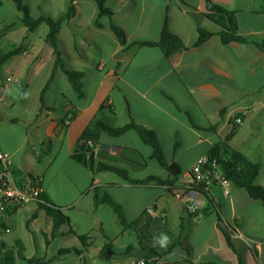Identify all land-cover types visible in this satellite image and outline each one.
<instances>
[{
	"label": "crops",
	"instance_id": "1",
	"mask_svg": "<svg viewBox=\"0 0 264 264\" xmlns=\"http://www.w3.org/2000/svg\"><path fill=\"white\" fill-rule=\"evenodd\" d=\"M71 1L33 0L37 15L29 8L37 18L56 21L71 5L76 8V15L64 22L57 39L67 69L85 73L86 96L79 98L67 74L56 68L55 50L47 42L48 24L44 22L30 33L19 23L0 41L2 49L22 48L0 67V107L22 106L26 116L21 123L30 128L29 137L37 134L45 151L63 153L77 179L91 181L92 191L96 187L107 191L123 205L128 221L136 225L125 230L117 216L110 223L104 220V206L96 209L94 196L89 208L79 209L86 195L81 189L77 205L64 206L44 185L50 203L62 208L70 221L55 236L54 219L32 203L9 216L6 227L10 231L0 233L7 246L21 241L26 252L27 248L43 252L28 258L45 257L52 260L50 264L134 263L144 258L143 246L160 248L159 264H239L238 254L244 264H264V204L251 198L246 189L233 187L227 197L220 187H213L217 207L205 215L209 202L203 196L200 219L196 220L167 187L133 185L111 172L96 176L72 159L81 136L96 120L124 126L133 119L158 134L167 168L153 158L152 148L134 131L120 138L103 135L94 157L127 167L134 179L157 175L167 180L174 178L170 168L180 170L179 179L173 181L178 187L197 161L229 136L232 122L242 117L231 145L262 165L257 184L264 188V50L253 43H264L263 0H213L237 12L240 35L249 43L225 45L221 36L215 35L200 48L193 47L199 29H219L206 17L208 0H108L113 19H100L95 0ZM168 10L172 30L188 47L170 58L156 47L128 50L110 28L114 23L125 30L128 45L139 40L158 41ZM99 19L103 28L96 25ZM9 78L13 82L5 87ZM30 90H34V104L28 99ZM14 169L19 178L25 175L15 163ZM45 178L46 174L43 181ZM72 210L86 220L97 218L98 223L80 228L68 213ZM84 235L91 238L86 246L79 239ZM164 236L168 239L161 243ZM58 241L60 245L51 254ZM131 246L135 251L126 255ZM71 248L82 254L59 256L61 250ZM16 264L28 263L16 257Z\"/></svg>",
	"mask_w": 264,
	"mask_h": 264
},
{
	"label": "trees",
	"instance_id": "2",
	"mask_svg": "<svg viewBox=\"0 0 264 264\" xmlns=\"http://www.w3.org/2000/svg\"><path fill=\"white\" fill-rule=\"evenodd\" d=\"M15 4L17 11L20 16L18 17L17 22L7 23L5 21H0V41L1 39L11 33L16 29L17 25L20 23L27 28L28 32H36L39 27L46 22L50 28L47 42L54 48L55 54L57 56L56 68H61L68 76L69 81L79 98H84L86 96L84 88V78L85 73L83 72H74L67 69L65 62L62 58V52L58 46V34L61 31L64 22L70 21L76 15V8L71 5L68 13L61 20H54L51 17H40L37 18L32 15L31 10L24 3V0H12ZM75 0H72L73 3ZM98 4L100 11V19L102 17H108L113 19L114 12L108 7V0H95ZM210 6L206 11V17L209 21L218 26V31L208 30L206 28L199 29V36L195 43L193 44L194 48H200L209 42L215 35H220L222 41L225 45L231 43H241L247 44L249 40L240 35L239 32V19L237 12L230 11L222 7L221 5L215 3L213 0H208ZM264 3V0H263ZM3 3L0 0V8ZM170 10V9H169ZM165 19V24L163 27L161 38L158 41L155 40H139L135 41L131 45H128V35L122 28L116 26L114 23L111 24L110 28L115 33L117 38L120 40L123 46H126V49H132L134 47H156L159 48L167 58H170L174 54L188 49L184 39L179 34L175 33L170 25V15L169 11ZM261 12H264V5L261 9ZM260 12V13H261ZM97 20L96 25L103 28L101 21ZM258 48L264 50V43L259 44L253 42ZM22 51L21 47H10L7 49H2L0 46V67L9 62L11 58L18 55ZM70 122L72 120H69ZM66 124V122H64ZM234 129L224 140L214 145L208 152V157L210 162H217L218 169L223 173V175L232 183L234 188L246 189L254 200H259L264 204V188L257 184V180L262 171V165L252 161L248 156L242 153L239 150H236L232 145L231 141L238 132L240 125H237L235 120L232 122ZM65 124L62 126L64 127ZM136 132L142 142L152 148L153 158L158 160L162 166L165 168L168 167L166 160L165 150L163 148L162 142L158 134L148 126L139 124L133 119L131 122L124 126H119L112 124L104 119L96 120L81 136L79 145L76 148L75 152L72 154V159L91 171L94 175H98L104 172H111L118 175L123 181L131 183L137 186H163L167 187L169 191L175 192L178 188L173 181H177L179 177H169L167 180L163 179L157 175H151L144 179H134L132 172L127 167L119 166L117 163L109 162L104 163L98 161L95 155V148L101 145V139L103 135H107L111 138H120L126 135L129 132ZM17 176L20 174L15 170ZM194 188L199 190L203 196L208 200L209 205L204 211L205 215L211 213L214 207H217V203L212 196L211 189L207 188L205 184L195 183ZM94 204L95 208L98 209L101 206L110 207L117 216L118 224L125 230H133L136 223L128 221L123 205L118 203L113 199V197L105 190L101 188H94ZM42 201L46 204L36 203L39 208L46 210L49 215L54 219L55 229L54 235L58 234V229L67 224L70 221V217L65 214L62 208L57 207L56 205L50 203L46 195L42 197ZM192 216V215H191ZM219 219L221 220V213L218 212ZM193 217V216H192ZM2 228H6V225H3ZM1 233V230H0ZM80 243L86 246L87 242L91 239L90 236L84 235L80 236ZM19 248L15 252L14 250L9 249L6 241H0V264H16V257L26 261L28 264H50L52 260H47L45 257H32L28 258L25 255V248L22 245L21 241L17 242ZM230 246L236 250L231 240H229ZM136 249L135 246H131L126 255L131 254ZM172 248L166 249L167 251ZM142 250L145 254L144 260L147 264H159V247H149L143 246ZM82 254V251L77 248L64 249L59 252V256H65L72 253ZM239 264H244V261L240 254Z\"/></svg>",
	"mask_w": 264,
	"mask_h": 264
},
{
	"label": "rangeland",
	"instance_id": "3",
	"mask_svg": "<svg viewBox=\"0 0 264 264\" xmlns=\"http://www.w3.org/2000/svg\"><path fill=\"white\" fill-rule=\"evenodd\" d=\"M24 3L27 7H32L36 15L39 14L37 3L33 2V0H24ZM18 16L19 12L13 1L4 0V5L0 8V20L13 23L18 21ZM20 27L22 26H18L19 29ZM2 73L3 70H0V77ZM28 97L32 104H34V90L28 92ZM25 116V109L22 106L7 109H4L2 106L0 107V142L6 152L13 156L16 167L25 175L39 177L42 180L46 174L43 185L48 187L64 206L77 205V200L81 196L79 189H81L86 195L83 197L84 200L80 203L79 209L89 208L94 196V191L91 190L92 182L77 179L73 174V169L65 161V155L63 153L58 154V152L50 153V151H45L39 145V136L37 134L29 137L30 128L21 123V119ZM105 137L108 138L107 135ZM35 145H38L40 148L37 149ZM88 192L89 194H87ZM103 211V218L109 223L112 217L116 216L108 206H104ZM68 213L73 216V223L80 228L92 226L96 222L98 223L97 218L94 220L84 219L83 214H79L77 210H72ZM35 236L38 237L36 234ZM42 240H44L43 236ZM59 243L60 241L56 242L54 248L51 249V254L60 245ZM18 248L19 246L16 242H12L9 245V249L15 252ZM34 253L42 255L43 252L29 251L28 248L27 252L25 251L26 256H34Z\"/></svg>",
	"mask_w": 264,
	"mask_h": 264
},
{
	"label": "built area",
	"instance_id": "4",
	"mask_svg": "<svg viewBox=\"0 0 264 264\" xmlns=\"http://www.w3.org/2000/svg\"><path fill=\"white\" fill-rule=\"evenodd\" d=\"M12 82V78L7 79L5 87H8ZM235 122L237 125H241L243 118L237 117ZM185 177V182L178 186L175 195L196 220L200 219L203 194L193 187L195 183L205 184L209 189L218 186L223 190L225 196L230 197L232 195V183L218 169L217 162H210L208 156L201 157ZM45 193L41 178L31 175H24L19 178L16 175L12 157L3 151L0 145V225H6L12 213L23 211L32 203L46 204L42 201ZM0 230L5 233L10 231L8 227ZM2 240L3 237L0 235V241ZM118 264L147 263L141 259L134 263Z\"/></svg>",
	"mask_w": 264,
	"mask_h": 264
},
{
	"label": "water",
	"instance_id": "5",
	"mask_svg": "<svg viewBox=\"0 0 264 264\" xmlns=\"http://www.w3.org/2000/svg\"><path fill=\"white\" fill-rule=\"evenodd\" d=\"M175 166L177 167V165H175ZM170 170H171L172 176H174V177H178L181 173L180 170L175 171L173 168H170Z\"/></svg>",
	"mask_w": 264,
	"mask_h": 264
},
{
	"label": "clouds",
	"instance_id": "6",
	"mask_svg": "<svg viewBox=\"0 0 264 264\" xmlns=\"http://www.w3.org/2000/svg\"><path fill=\"white\" fill-rule=\"evenodd\" d=\"M167 239H168V238H167L166 236H164V237H163V240L161 241V243L166 242Z\"/></svg>",
	"mask_w": 264,
	"mask_h": 264
}]
</instances>
